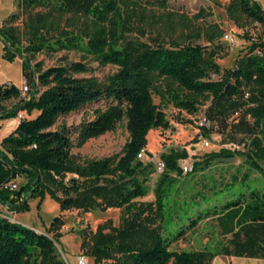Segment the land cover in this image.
Returning a JSON list of instances; mask_svg holds the SVG:
<instances>
[{
	"label": "trees",
	"instance_id": "obj_1",
	"mask_svg": "<svg viewBox=\"0 0 264 264\" xmlns=\"http://www.w3.org/2000/svg\"><path fill=\"white\" fill-rule=\"evenodd\" d=\"M22 10L40 7L21 33L12 23L19 13H10L0 25L2 58L21 60L28 91L0 84V118L25 111L14 129L0 140V206L8 211L27 209L29 197L44 193L57 201L61 210L100 211L119 208L121 222L103 232L98 225L85 253L93 264H210L217 256L260 258L264 256V10L257 0H227L226 18L237 28L244 21L258 25L253 36L231 67H220L223 56L219 39L223 31L216 22H197L203 10L190 16L163 9L165 0H17ZM183 29L166 40L154 33L143 36V28ZM25 36L26 42L23 43ZM185 40L180 43V40ZM202 41L198 43L197 41ZM73 52L77 60L64 56L46 68L35 55ZM113 65L115 71L103 78L91 74V64ZM157 97L158 102L153 101ZM14 100L7 107L4 102ZM104 100L92 118L81 120L71 139L69 128L56 123L58 117L79 107ZM195 114L204 105L208 123L200 135L215 132L222 144L192 163L191 171H202L213 161L242 156L249 169L262 180H247V173L224 183L213 195L228 197L194 212L178 204L174 183L182 170L178 161L185 150L161 152L163 163L152 201H133L146 194L145 182L151 164L136 158L145 150L150 129H167L162 106ZM35 112L34 115H31ZM125 119L127 139L114 154L97 159L71 153L85 141L112 131ZM196 139H192L194 142ZM173 174V175H171ZM139 175H143L139 178ZM19 177L16 188L6 186ZM177 194V193H175ZM205 203L209 197L200 192ZM213 218L224 237L213 247L172 250L169 244L200 220ZM61 218L54 216L39 232L0 213V264H64L57 255Z\"/></svg>",
	"mask_w": 264,
	"mask_h": 264
},
{
	"label": "rangeland",
	"instance_id": "obj_2",
	"mask_svg": "<svg viewBox=\"0 0 264 264\" xmlns=\"http://www.w3.org/2000/svg\"><path fill=\"white\" fill-rule=\"evenodd\" d=\"M261 8L264 10V0H257ZM227 0H165L163 9L153 7L155 12L172 11L174 13H183L188 16L197 13L200 9L206 13L201 20L203 22H216L223 31V35L230 37L232 42L226 40L223 35L219 39L221 43V52L223 53L216 62L220 67H231L234 59L243 53L249 41L243 36V31H247L250 36L258 32V25L252 24L245 20L243 28H237L230 20L226 18L224 6ZM13 3V13H19V18L12 24L15 25L19 32L23 33L37 11H42L40 7L29 8L22 10L18 5L17 0H0V21L4 20L10 11ZM145 34L143 36L130 33L132 36L138 35L139 39L147 41L148 35L156 34L162 40H166L168 36H176L184 30L175 28L173 30H163L162 28L149 29L143 28ZM183 40H180L182 43ZM25 36L23 43H25ZM202 43V41H197ZM2 45L0 43V83L10 80L14 85L21 86L22 70L21 62L15 60L13 62L3 61L1 58ZM64 56L68 61L77 60L78 56L73 52L60 51L52 55L37 54L34 61H42V67L54 65L58 62V58ZM2 65V66H1ZM93 70L85 75L91 74L98 78H103L107 74L115 71L116 67L113 65L96 66L91 64ZM5 80V81H1ZM155 103L158 102L157 97H153ZM14 100L4 102L7 107L12 106ZM104 100H98L93 103L85 104L79 107L76 111L70 112L67 115L60 116L56 123H63L69 128L70 138L76 136L78 123L81 120L91 119L92 111L95 108H103ZM204 105L198 107L195 114H186L184 111H178L170 104L162 106L165 116L168 121L167 129H150L146 136L145 150L150 153V156L145 154L141 160L151 164V173L147 175L145 182L146 194L143 197L135 198L133 201H152L154 199L153 190L158 181L161 172L156 170V161L161 152H168L170 150H185L187 156L180 159L178 163L186 161L189 170L182 172L180 176L176 177L174 183V198L178 204H186L189 207V212H194V207L190 205V201L194 200L199 204L200 208L212 205L214 202L223 201L228 196L226 194L213 195L211 190L218 191L224 183H228L234 176H239L246 172L247 180L250 183L259 185L262 180L257 172L249 169L242 156L234 155L227 160L213 161L210 166L202 171L190 172L192 163L202 158V155L209 151H216L220 147L240 148V146L222 144L221 137L215 133H210L209 137H202L200 135L198 125V118L203 112ZM23 117H27L25 111H21ZM32 112L31 115H34ZM19 122L17 116H9L7 118H0V140L2 137L8 135ZM127 139V131L125 128V119L122 118L116 123L112 131L95 138L88 139L80 147H72L71 153L78 155L80 158L97 159L109 156L118 152ZM192 139H196L194 142ZM207 142V145H205ZM173 175V174H171ZM143 175H139L141 178ZM24 179L19 177L15 180L18 186ZM203 194L204 197H209L207 203L201 200L198 193ZM177 193V194H175ZM0 213L9 216L12 220L20 222L30 228L37 229L43 232L47 229L51 219L54 216H59L62 225L59 228L58 243H55L58 258L64 264H77L78 256L83 255L86 258V264H93L91 257L85 253V247L81 243L88 245L90 243V236L98 225H101L103 232L109 230L110 226L116 227L122 217L125 215L122 207L106 208L103 211L93 209L91 211H81L78 209L61 210L56 200L51 198L48 194L42 196L29 197L27 199V209L19 212L8 211L5 207L0 206ZM217 227L213 218H206L200 220L193 228L185 230L184 234L169 244V249L172 250H194L205 246H215L217 242H223L224 237L219 236ZM256 258L248 257H233L215 256L210 264H259Z\"/></svg>",
	"mask_w": 264,
	"mask_h": 264
},
{
	"label": "built area",
	"instance_id": "obj_3",
	"mask_svg": "<svg viewBox=\"0 0 264 264\" xmlns=\"http://www.w3.org/2000/svg\"><path fill=\"white\" fill-rule=\"evenodd\" d=\"M223 37L226 40H229V41L232 42L231 38L230 37H227V35L224 34ZM28 88H29V86H28L27 78L25 76H23L22 81H21V86L19 87L20 93H21L22 96H25L27 94ZM17 117L19 119L22 118L23 117L22 113L19 112L18 115H17ZM207 123H208V121H207L206 117L204 116V114L202 113L199 116V118H198V125L197 126L198 127H200V126H206ZM205 145H207V142H205ZM144 155H145L144 151L143 150H140L136 154V158L141 159L142 156H144ZM148 156H150V155H148ZM179 166H180L182 172H186V171L189 170V167H188L186 161H182L181 160L179 162ZM155 168H156V170L158 172H161L163 170V163H162V161L160 159H157V161H156V167ZM6 186L10 187L11 189H14V188H16L17 185H16L15 182H11V183H8ZM76 262H77V264H86V258L83 255H80V256L77 257Z\"/></svg>",
	"mask_w": 264,
	"mask_h": 264
},
{
	"label": "crops",
	"instance_id": "obj_4",
	"mask_svg": "<svg viewBox=\"0 0 264 264\" xmlns=\"http://www.w3.org/2000/svg\"><path fill=\"white\" fill-rule=\"evenodd\" d=\"M13 12V3H12V7L10 8V11H9V13L7 14V16L10 14V13H12ZM6 16V17H7ZM2 22H3V20L2 21H0V25L2 24ZM0 43H1V45L3 46V44H2V42L0 41ZM1 58H2V54H1ZM2 60L3 61H6V62H9V61H7V60H5V59H3L2 58ZM15 60H19L20 62H21V60L19 59V58H15ZM14 60V61H15ZM13 62V61H12ZM2 66V65H1ZM0 72H1V70H0ZM1 81H5V80H1ZM2 83H11L10 82V80H7L6 82H1L0 84H2ZM18 86V85H17ZM12 105H13V103H12ZM34 230H36V231H39V230H37V229H34ZM226 257H228V258H233L234 256H226ZM258 261L257 262H259V264H264V256L263 257H260V258H256Z\"/></svg>",
	"mask_w": 264,
	"mask_h": 264
}]
</instances>
